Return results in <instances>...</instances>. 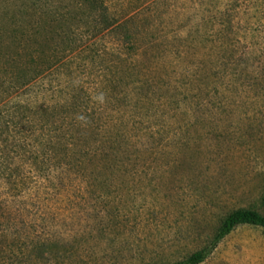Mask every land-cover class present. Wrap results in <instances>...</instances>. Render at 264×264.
<instances>
[{"label": "rangeland", "instance_id": "1", "mask_svg": "<svg viewBox=\"0 0 264 264\" xmlns=\"http://www.w3.org/2000/svg\"><path fill=\"white\" fill-rule=\"evenodd\" d=\"M107 3L122 28L77 40L13 100L73 138L40 146L64 168L0 184V264H171L233 211L264 213V0ZM200 264H264V229L238 226Z\"/></svg>", "mask_w": 264, "mask_h": 264}, {"label": "trees", "instance_id": "2", "mask_svg": "<svg viewBox=\"0 0 264 264\" xmlns=\"http://www.w3.org/2000/svg\"><path fill=\"white\" fill-rule=\"evenodd\" d=\"M120 28L122 23L111 13L107 0H0V79L5 81L4 89L0 92V184L7 193L19 191L28 178L32 177L33 180L31 170L54 173L56 168H64L61 167L62 162L57 160L55 150L40 147L46 143L45 135L60 132V137L73 138L67 136L70 135L69 131L61 126H50L49 129L47 124L34 122L29 113L31 104L13 103L16 94L31 83L52 75L57 68L68 66L64 61L66 53L75 51L73 45L77 40L91 36L90 33L96 35ZM72 34L77 37L73 39ZM76 89L77 92L87 90L88 99L94 96L90 94V88L82 83ZM145 99L149 100V97ZM74 102L78 105L77 101ZM129 117L134 122L133 129L137 123L143 122L137 112L129 114ZM137 117L141 121L135 120ZM143 131L147 134L148 129L144 127ZM65 145L74 146L70 140ZM27 166L31 170H27ZM81 171L77 174L89 184L93 174ZM1 206L0 202V223L7 216L6 209ZM240 225L264 229V213L252 208L233 211L206 246L186 259L171 264L204 262L219 243ZM47 242L39 244L42 251L48 250L50 245Z\"/></svg>", "mask_w": 264, "mask_h": 264}]
</instances>
